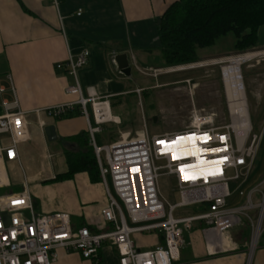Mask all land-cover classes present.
Instances as JSON below:
<instances>
[{
  "label": "crops",
  "instance_id": "0c3cea01",
  "mask_svg": "<svg viewBox=\"0 0 264 264\" xmlns=\"http://www.w3.org/2000/svg\"><path fill=\"white\" fill-rule=\"evenodd\" d=\"M175 1L0 0V101L12 100L15 93L20 108L27 112L29 137L17 145L19 161L3 165L6 185L2 188L19 192L26 185L38 213L65 211L75 227L89 226L92 231L107 228L99 215L100 209L107 204L102 182L91 183L85 172H78L71 179L44 183L67 170L65 150H81V144L70 139L82 132L89 136L88 125H96L91 104L87 105L90 114L88 112L86 117L76 103L79 96L65 92V87L74 83L73 77L64 67L57 69L55 66L65 62L68 56L88 50V62L77 72L81 95L103 101L107 105L106 114L115 120L99 125L100 131L95 134L98 145L112 143L132 133L131 121L126 120L129 115L126 97L133 94L144 100L145 90L156 86H128L131 76L122 75L113 58L126 53L131 71L136 65L152 66L148 64L150 59L159 60L160 18ZM261 82L260 90L254 84L253 93L258 105L264 106V80ZM136 89L141 92L137 93ZM70 102L74 105L65 117H37L32 112ZM38 121L43 124L39 125ZM50 125L56 134V140L51 142L44 132ZM37 158L43 165L40 170L23 174L22 183L12 186L6 167L22 168V162ZM3 169L0 168V176H4ZM243 224L224 235L196 224L184 233V245L173 264H264V234L249 261ZM131 239L140 250H150L163 243L158 231L133 233ZM56 252L57 259L52 264H93L77 251L58 248ZM98 264H119L116 247L103 243Z\"/></svg>",
  "mask_w": 264,
  "mask_h": 264
},
{
  "label": "built area",
  "instance_id": "2783aa9c",
  "mask_svg": "<svg viewBox=\"0 0 264 264\" xmlns=\"http://www.w3.org/2000/svg\"><path fill=\"white\" fill-rule=\"evenodd\" d=\"M88 56V50L83 49L55 67H64L73 77L74 83L67 85L65 92L79 96L76 103L81 114L88 117L87 105L91 104L96 125H88L89 142L106 190L107 204L100 209L99 215L107 228L92 231L88 226L75 227L70 214L65 211L38 213L24 185L19 192L0 195V264H52L57 259L58 248L77 251L93 264H98L100 248L105 242L116 247L119 264H173L179 259L180 248L184 245V233L191 231L196 224L218 235L240 225L241 215H246L245 211L254 206V192H248L244 205L228 206L227 200L232 195L229 182H240L236 190L241 195V185L247 182L264 129L253 133L248 140L247 135L240 140L232 123L217 126L212 115L196 114L190 125L179 131L149 134L143 123V134L129 138L122 135L117 141L99 146L95 142L99 125L114 118L98 111L107 106L103 101L81 95L77 72L87 64ZM193 64L170 67L165 71L197 66ZM12 95V100L0 101L2 169L5 163L19 161L17 145L29 138L27 112L20 108L14 92ZM73 105V102L58 104L32 112L37 117L60 118ZM182 137H192V141L178 140ZM190 149L197 155L190 154ZM161 175L172 179L179 196L177 202L168 203L159 198L157 182ZM4 179L6 181L5 171L4 176H0V188L6 185ZM196 205L200 207L196 213L174 215L179 207ZM263 214L264 208L260 204L258 218ZM250 223L254 231L257 222L253 225L250 219ZM152 231L162 234L163 243L150 250L137 249L131 235Z\"/></svg>",
  "mask_w": 264,
  "mask_h": 264
},
{
  "label": "rangeland",
  "instance_id": "374dc122",
  "mask_svg": "<svg viewBox=\"0 0 264 264\" xmlns=\"http://www.w3.org/2000/svg\"><path fill=\"white\" fill-rule=\"evenodd\" d=\"M232 42L233 37L228 34L226 37L220 39L214 47L202 51L200 61L194 63L197 66L188 69L166 72L165 70L170 67L159 68L160 61L157 59H150L148 64L152 66H145L146 68L140 65H136V68L132 67L130 75L132 82L128 86L155 84L156 87L145 90L147 95H145L144 100H139L138 96L133 94L126 97L127 110L129 111L126 120L128 122L131 121L130 129L132 133L123 135V137L129 138L143 134V123L149 134L179 131L188 127L196 114L212 115L214 124L217 126L230 124L221 68L223 65L228 64V60H225L229 57L244 54L250 55L251 58L240 65L244 98L250 120V130L247 133V140L253 133H259L264 129V106L258 105L253 93L254 84H256V89L260 90L258 88L261 86V80H264V26L258 31V47L237 54L231 48ZM220 60L223 61L221 62ZM149 104H152V109ZM88 110L90 114L89 106ZM154 116L156 117L155 121L152 119ZM42 166L37 158L36 161L27 160L26 162H22V168L7 166L6 169L13 183L12 186H16L19 185L18 183H22L23 174L26 176L31 172H36ZM107 181L109 189L112 192L109 178H107ZM239 183V181L229 182L232 195L228 198L227 202L228 206L244 205L248 191L253 190L254 192L252 196L254 206L245 211L247 216L241 215L242 223H244L241 226L244 229L246 249L249 251L253 234L250 219L253 225H255L258 220L262 194L264 193V156H261L259 151L252 166L248 182L241 189V195L238 194L237 190L234 191ZM157 184L160 194L159 198H164L168 203H174L179 200L178 193L174 190L172 179L161 175L158 178ZM12 190L11 188H0V195L7 194ZM165 207H167L166 204ZM199 210L200 207L197 205L179 207L175 210L174 215H188L196 213ZM263 232L264 214L261 218L260 234L254 249L257 247V243L260 241Z\"/></svg>",
  "mask_w": 264,
  "mask_h": 264
},
{
  "label": "trees",
  "instance_id": "16d2710c",
  "mask_svg": "<svg viewBox=\"0 0 264 264\" xmlns=\"http://www.w3.org/2000/svg\"><path fill=\"white\" fill-rule=\"evenodd\" d=\"M263 26L264 0H176L160 18L159 68L196 63L202 51L228 34L233 37L231 48L235 53L252 50L258 46V31ZM149 106L152 109V104ZM70 140L79 142L81 150H65L67 170L44 183L71 179L78 172H85L91 183L101 182L88 134L82 132ZM95 142L98 145L96 137ZM258 151L264 156V131Z\"/></svg>",
  "mask_w": 264,
  "mask_h": 264
},
{
  "label": "bare ground",
  "instance_id": "6f19581e",
  "mask_svg": "<svg viewBox=\"0 0 264 264\" xmlns=\"http://www.w3.org/2000/svg\"><path fill=\"white\" fill-rule=\"evenodd\" d=\"M251 54V53H247ZM256 54V53H255ZM255 56V55H253ZM252 56V57H253ZM250 55H239L236 57H229L225 61L228 60V64L223 65L221 70H222V78H223V85H224V91H225V96L227 100V107L229 110V114L231 117V123L234 128V131L237 134V137L242 140L246 137L248 131L250 130V120L248 116V111L246 109V101H245V94L243 90V84H242V79L240 75V65L247 62L250 60ZM221 62L223 60H220ZM217 63V62H214ZM101 114H106L107 110L103 107H100L98 109ZM100 118V114H98ZM183 139H178L180 141H192V137H182ZM177 140V142H179ZM190 154H195L194 150L190 149ZM262 209L264 208V199L261 203ZM260 223H261V218L258 219L257 221V226L255 227L252 237H251V242H250V249H249V257L248 259L250 260L251 254L254 250V247L256 245L257 239L260 234Z\"/></svg>",
  "mask_w": 264,
  "mask_h": 264
},
{
  "label": "water",
  "instance_id": "95a60500",
  "mask_svg": "<svg viewBox=\"0 0 264 264\" xmlns=\"http://www.w3.org/2000/svg\"><path fill=\"white\" fill-rule=\"evenodd\" d=\"M114 64L117 68V70L124 76L128 77L131 74V66L129 64L128 56L126 53H120L116 54L113 58ZM153 121L156 120V117L154 116ZM45 135L48 139V141H55L56 140V134L55 129L53 126H46L44 128ZM6 221H8V218H4ZM259 219V218H258Z\"/></svg>",
  "mask_w": 264,
  "mask_h": 264
},
{
  "label": "snow or ice",
  "instance_id": "6c2138e0",
  "mask_svg": "<svg viewBox=\"0 0 264 264\" xmlns=\"http://www.w3.org/2000/svg\"><path fill=\"white\" fill-rule=\"evenodd\" d=\"M178 139H183V138H178ZM159 143H162L163 144L164 142L163 141H160ZM173 143H175V142H173ZM134 171H135V169H134Z\"/></svg>",
  "mask_w": 264,
  "mask_h": 264
}]
</instances>
